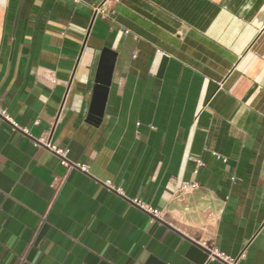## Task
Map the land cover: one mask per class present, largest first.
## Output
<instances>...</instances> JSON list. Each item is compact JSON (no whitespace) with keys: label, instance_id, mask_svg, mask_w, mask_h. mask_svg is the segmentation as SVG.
<instances>
[{"label":"crops","instance_id":"crops-1","mask_svg":"<svg viewBox=\"0 0 264 264\" xmlns=\"http://www.w3.org/2000/svg\"><path fill=\"white\" fill-rule=\"evenodd\" d=\"M263 6L0 0V105L15 124L0 121V264H201L192 243L264 264ZM103 48L116 56L95 125Z\"/></svg>","mask_w":264,"mask_h":264},{"label":"water","instance_id":"water-1","mask_svg":"<svg viewBox=\"0 0 264 264\" xmlns=\"http://www.w3.org/2000/svg\"><path fill=\"white\" fill-rule=\"evenodd\" d=\"M264 14V6L258 13L254 22H258V26H262L263 18L259 21V18ZM116 53L108 48H103L99 57L96 74L94 78V85L92 89L91 101L89 105L87 121L97 125L101 122L104 106L108 94V88L110 85L111 75L114 66ZM0 121H4L0 118ZM208 250L200 247L199 245L192 243V246L188 250V255L197 258L199 263H202Z\"/></svg>","mask_w":264,"mask_h":264},{"label":"built area","instance_id":"built-area-1","mask_svg":"<svg viewBox=\"0 0 264 264\" xmlns=\"http://www.w3.org/2000/svg\"><path fill=\"white\" fill-rule=\"evenodd\" d=\"M96 13L103 14V13H105V9L102 7H98L96 9ZM36 75L40 79H42L46 82H49V83H53L55 81V70L50 65H40L36 71ZM0 118L4 121L5 120L10 121L12 124H14L13 121H11L9 115L7 114L6 109L2 105H0ZM24 131L27 132L26 129H24ZM46 146L48 147V149H50L54 154H56L59 157L60 163L62 165L66 166V167L76 166L83 171H87V167L85 165H81L79 163H71L69 161V159L66 157L67 149L60 148V147H58L52 143H49V141L46 143ZM201 165H203V162L200 159H196V167H199ZM196 187H197V183H195L193 181L186 182L182 185V189H185V190H191V189H194ZM113 189L117 193L122 194V191L120 188L114 187ZM134 202L137 203L140 207H142L150 215L151 219L161 218V211L160 210L153 208V207H151V206H149V205H147V204H145L139 200H134ZM240 256H241V254H240ZM238 258L239 257H237V258L227 257L223 251L214 247V248L208 250L206 258L201 264H207L208 261L215 260V259H219L221 261H224L227 264H237L236 262H237Z\"/></svg>","mask_w":264,"mask_h":264}]
</instances>
